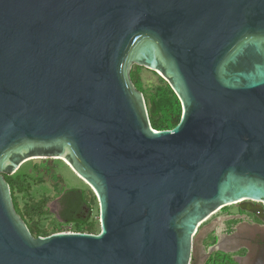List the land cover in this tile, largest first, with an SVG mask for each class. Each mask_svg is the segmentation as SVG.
I'll use <instances>...</instances> for the list:
<instances>
[{"label": "water", "instance_id": "1", "mask_svg": "<svg viewBox=\"0 0 264 264\" xmlns=\"http://www.w3.org/2000/svg\"><path fill=\"white\" fill-rule=\"evenodd\" d=\"M133 66L176 95L172 129ZM35 158L93 189L99 233L32 235L5 175ZM244 202L264 205V0H0V264H191Z\"/></svg>", "mask_w": 264, "mask_h": 264}, {"label": "rangeland", "instance_id": "2", "mask_svg": "<svg viewBox=\"0 0 264 264\" xmlns=\"http://www.w3.org/2000/svg\"><path fill=\"white\" fill-rule=\"evenodd\" d=\"M131 72L139 79L146 91L143 97L148 109V98L152 95L156 96L157 88L165 89L169 85L160 74L145 67L133 66ZM156 97L158 99V96ZM171 109L175 118H181L182 109L180 102L177 105H173ZM16 172L20 175L21 179L12 193V198L17 212L23 218L28 228L34 230L35 233L37 231L40 232L39 236L58 232L78 231L75 225L64 223L59 219L60 207L58 200L66 191L80 189L86 202L88 223L92 225V233H99V204L97 197L88 184L81 177H78L73 169L68 164H65L64 160L57 158H35L23 163ZM246 203L264 210L262 203L244 202L243 204ZM236 205H229L213 214L199 227L198 231H202L208 223H212L213 230L217 229L221 224V219L236 211ZM32 235L36 237L35 234ZM213 240L212 234L208 242L211 243ZM230 257L228 255L227 258L230 259ZM229 261L222 260L220 254L217 253L213 254L206 264H232Z\"/></svg>", "mask_w": 264, "mask_h": 264}, {"label": "flooded vegetation", "instance_id": "3", "mask_svg": "<svg viewBox=\"0 0 264 264\" xmlns=\"http://www.w3.org/2000/svg\"><path fill=\"white\" fill-rule=\"evenodd\" d=\"M63 194L58 200L60 209L67 200ZM71 201L67 205L71 216L80 221L87 219L88 211L83 196L81 198L79 194H76ZM236 207L234 213L221 219V224L217 229L213 230L212 223H208L200 231L194 242L191 264H206L211 256L217 253L225 257L230 255V259L226 258L227 262L232 260L237 264H250L259 259L264 264V210L250 203L237 204ZM58 217L64 222L59 214ZM212 234L214 240L209 243L208 240ZM216 244H219L220 250L206 257L205 253L208 248Z\"/></svg>", "mask_w": 264, "mask_h": 264}, {"label": "trees", "instance_id": "4", "mask_svg": "<svg viewBox=\"0 0 264 264\" xmlns=\"http://www.w3.org/2000/svg\"><path fill=\"white\" fill-rule=\"evenodd\" d=\"M138 68V67H136ZM130 77L132 82L134 83L135 87L142 93L144 94L146 91L144 87H142L141 82L137 77L134 76L133 72H130ZM165 90V91H164ZM158 96V99L157 97ZM156 96L152 95L148 98V116H149V121L153 129L155 130H170L172 129L180 120L175 118L173 116V110L171 107L173 105L178 104V99L174 92L171 90L169 86H167L165 89L157 88L156 89ZM146 104V102H145ZM5 179L9 184L10 191H11V196L12 193L14 192V189L16 188L17 184L20 182V175L13 174L12 176H7L5 175ZM79 194V196L82 198V191L80 189H70L69 191H66L63 195L66 197V203L62 206V208L59 210V216L64 220L65 223H73L76 228L78 229L79 232H87V233H92L91 227L92 225L88 223V218L85 219L84 221H80L75 217H72L70 211L67 209V205L70 204L72 201V198L74 195ZM84 198V197H83ZM13 199V198H12ZM69 202V203H68ZM14 203V202H13ZM15 206V204H14ZM16 209V206H15ZM17 211V209H16ZM30 232L32 234H35L36 236L40 235V232H34V230L30 229ZM83 230V231H82ZM86 230V231H84ZM221 256V259L226 260L228 257ZM232 264H237L235 262L230 261ZM229 262V263H230Z\"/></svg>", "mask_w": 264, "mask_h": 264}, {"label": "bare ground", "instance_id": "5", "mask_svg": "<svg viewBox=\"0 0 264 264\" xmlns=\"http://www.w3.org/2000/svg\"><path fill=\"white\" fill-rule=\"evenodd\" d=\"M63 160V159H62ZM65 161V160H64ZM65 164L67 165L68 163L65 161ZM78 176V175H77ZM79 177V176H78ZM91 188V187H90ZM92 189V188H91ZM92 191H93V189H92ZM94 192V191H93ZM94 194H95V192H94ZM227 207V206H226Z\"/></svg>", "mask_w": 264, "mask_h": 264}]
</instances>
